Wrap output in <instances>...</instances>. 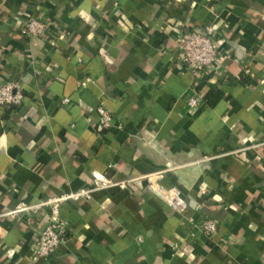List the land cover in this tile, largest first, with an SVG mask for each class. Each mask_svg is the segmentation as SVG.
<instances>
[{"label":"crops","instance_id":"1","mask_svg":"<svg viewBox=\"0 0 264 264\" xmlns=\"http://www.w3.org/2000/svg\"><path fill=\"white\" fill-rule=\"evenodd\" d=\"M28 18L47 33L25 35ZM206 26L224 55L192 109L178 38ZM15 80L25 100L0 107V214L93 173L132 182L64 202L67 237L47 258L34 245L49 209L0 217V264H264V0H0V85ZM99 105L122 130H100ZM167 167L159 183L180 189L183 213L148 189Z\"/></svg>","mask_w":264,"mask_h":264},{"label":"built area","instance_id":"2","mask_svg":"<svg viewBox=\"0 0 264 264\" xmlns=\"http://www.w3.org/2000/svg\"><path fill=\"white\" fill-rule=\"evenodd\" d=\"M49 28L50 23L46 21L28 18L24 21L22 32L25 35L40 36L45 35ZM219 41L220 39L217 32L208 26L192 30L178 38V48L182 56V64L186 66L188 70L196 74L192 93L187 99V105L192 109L199 108L204 102L202 97L198 95V92L195 91L198 80L209 75L212 69L220 66L222 63V56L224 54L221 41ZM246 73H250L249 69L246 70ZM91 81V77H85L81 81L82 87H86ZM24 100V88L20 81H9L0 85L1 108L20 107L23 105ZM64 101L67 102L68 100ZM97 112L99 117L98 125L101 131H119L123 129L122 123L117 121L106 106L99 105ZM170 170H172V168L167 167L163 170L145 175L144 177L150 191L164 200L175 212L183 213L187 202L182 197L180 189L176 186L167 188L159 183L163 175ZM126 182H132V180L120 183L110 177L93 173L91 184L87 188L67 192L59 196L46 197L35 203H20L14 210L0 214V217L31 218V216H35V213L46 208L49 209L50 213L46 226L41 231L39 239L34 245L35 253L38 258H47L55 254L67 237V225L60 216V207L64 202L90 198L92 193L96 190L119 186V183L125 184ZM218 226V222L213 219H203L198 225L209 237L217 232Z\"/></svg>","mask_w":264,"mask_h":264},{"label":"trees","instance_id":"3","mask_svg":"<svg viewBox=\"0 0 264 264\" xmlns=\"http://www.w3.org/2000/svg\"><path fill=\"white\" fill-rule=\"evenodd\" d=\"M223 98V94L219 90H210L205 94V99L210 107L217 105Z\"/></svg>","mask_w":264,"mask_h":264}]
</instances>
